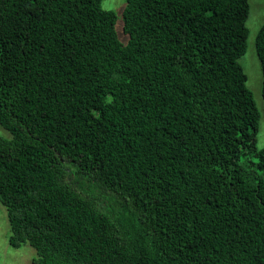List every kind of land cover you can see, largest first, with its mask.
Wrapping results in <instances>:
<instances>
[{
  "label": "trees",
  "instance_id": "obj_1",
  "mask_svg": "<svg viewBox=\"0 0 264 264\" xmlns=\"http://www.w3.org/2000/svg\"><path fill=\"white\" fill-rule=\"evenodd\" d=\"M102 2L0 0L10 245L35 264H264L249 0H126V42ZM256 46L264 98V24Z\"/></svg>",
  "mask_w": 264,
  "mask_h": 264
},
{
  "label": "rangeland",
  "instance_id": "obj_2",
  "mask_svg": "<svg viewBox=\"0 0 264 264\" xmlns=\"http://www.w3.org/2000/svg\"><path fill=\"white\" fill-rule=\"evenodd\" d=\"M250 15L247 21L249 28L248 47L246 53L240 58V63L247 74V85L252 90L257 107L261 113L260 129L258 133V146L264 147V98L262 94L263 72L261 61L257 52L256 39L260 27L264 24V0H249ZM126 0H103L105 9L115 10L118 14L116 29L120 38L126 42L128 35L124 33L122 12ZM0 135L12 138L11 132L0 123ZM70 180L75 174L70 173ZM10 223L6 206L0 203V264H35L36 249L29 243L20 248L12 247L9 243Z\"/></svg>",
  "mask_w": 264,
  "mask_h": 264
}]
</instances>
